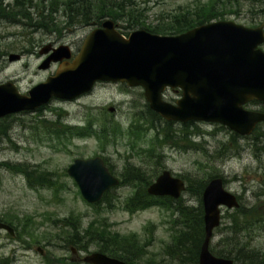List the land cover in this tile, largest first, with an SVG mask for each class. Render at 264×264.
<instances>
[{"label": "rangeland", "instance_id": "rangeland-1", "mask_svg": "<svg viewBox=\"0 0 264 264\" xmlns=\"http://www.w3.org/2000/svg\"><path fill=\"white\" fill-rule=\"evenodd\" d=\"M33 1L29 11L34 21L17 25L0 20V84L13 82L21 93L45 82L57 70V64L39 70L44 60L38 54L42 47L50 43L68 45L77 53L96 27L69 17L70 9L66 11L62 0L57 5H52L54 0ZM108 1L110 4L111 0ZM113 1H123L134 10L133 20L124 12L118 22L121 31L137 23L129 30L132 33L144 29L143 26L170 23L186 11L195 13L209 0ZM214 1L216 17L210 22L230 21L250 28L264 23V0ZM9 5L13 10L12 0L3 2V7ZM38 14H44L58 31L34 26L37 18L43 16ZM261 48L264 50V45ZM10 54H20L22 59L10 62ZM179 98L176 90L165 94V100L173 104ZM147 106L140 87L98 83L92 92L74 100L53 98L39 110L0 120V126L5 125L9 134L7 138L0 137V164H10V168L0 165V221L11 220L13 225L7 224L15 230L13 237L6 232L0 234V264H84L77 256L83 258L100 251V241H92L85 233L92 221L98 229L122 236L138 235L146 251L142 264H148L152 258L178 264L173 262L172 254H180L182 249L175 248L173 235L182 227L176 223L183 220L182 214L165 207L131 214L126 202L143 187L139 181H126L130 178L126 169L133 168L140 169L148 181L168 169L196 189L214 177H223L226 189L240 196L243 212H223L222 224L214 232L210 249L217 255L229 254L237 264H264V153L257 150V145L264 147V123L244 139L211 123L188 127L170 122L173 124L166 130L169 125L165 120L152 123ZM110 107L115 111L110 112ZM246 108L260 110L255 103ZM89 122L100 129L107 122L118 124L121 129L117 135L109 134L108 141L103 143L96 137L73 136L65 128ZM135 126L142 128L132 130ZM55 130L64 131L65 135L58 137ZM167 134L172 136L170 142H162ZM96 156L103 157L112 173L125 183L111 189L107 201L91 205L83 199L67 170L76 159ZM15 167L34 171L35 179L49 172L52 185L32 186ZM181 198L180 205L185 208L200 207L194 193L185 192ZM240 214L248 218L249 221L242 222L250 227L233 228L234 219ZM71 216L75 219L67 221ZM39 249L43 250L42 255Z\"/></svg>", "mask_w": 264, "mask_h": 264}, {"label": "water", "instance_id": "water-1", "mask_svg": "<svg viewBox=\"0 0 264 264\" xmlns=\"http://www.w3.org/2000/svg\"><path fill=\"white\" fill-rule=\"evenodd\" d=\"M263 44L264 23L250 28L230 21L213 22L177 36L141 29L125 37L114 21L107 20L87 36L75 56L68 46H44L39 54L48 57L39 70L60 65L53 76L28 94L20 93L12 82L1 84L0 119L34 112L53 98L74 100L92 92L97 83H120L143 88L150 109L167 122L217 123L241 136H250L264 122L263 112L244 108L253 101L264 103ZM20 58L12 54L9 61ZM168 90L182 92L175 104L165 100ZM67 173L90 204L100 202L120 183L101 157L76 159ZM185 190L184 180L165 170L147 191L151 196L177 200ZM203 206L205 238L199 264H235L232 259L216 257L210 243L221 224V208H240L237 197L224 188L221 178H216L204 190ZM2 229L15 235L12 227L0 222ZM83 261L127 264L99 252L87 255Z\"/></svg>", "mask_w": 264, "mask_h": 264}, {"label": "trees", "instance_id": "trees-1", "mask_svg": "<svg viewBox=\"0 0 264 264\" xmlns=\"http://www.w3.org/2000/svg\"><path fill=\"white\" fill-rule=\"evenodd\" d=\"M4 1L5 0H0V20L1 19L9 20L17 25L19 24L26 25L25 24L26 22L35 20L32 17L33 14L30 13L29 11V9L33 7V2H34L33 0H12L14 3L13 10H11L10 5L3 7ZM58 1L59 0L52 1V5H57ZM62 2L64 5L63 7L66 9V11L70 9L71 14H69V17L79 18V20L82 23L85 22L89 24L93 21H97L99 22V24H101L102 21L106 18H110L114 20L116 23H118L124 17L123 15L124 12H127L126 16L129 17L131 20L134 19V15H133L134 10H131L132 8L127 6V4L123 3V1L117 2L111 0L110 4L108 0H62ZM129 3L132 2L129 1ZM125 5L127 10H124ZM130 6L132 5L130 4ZM81 9H84L85 12L82 13L79 12V10ZM215 9H216L215 1L209 0L205 5L198 8V10H196L195 13L186 11V13L184 14H178L175 16V18H173L172 22L166 23L165 25L160 24V25H147V26L141 25V26H143L145 30L153 34H158L162 36H177L197 26L209 23L210 20H213L212 19L213 17H216V15L214 14ZM91 10L92 13L91 15H89V12ZM38 16L40 17L37 18V24H35L34 26L40 27L48 32L58 31L56 27H53L52 23L47 20V17L44 14H38ZM50 17H53V15L51 14ZM136 24L137 23H133L123 27L125 31H121V33L128 36L130 34L129 30L132 29V27H134V25ZM253 103L261 105L262 111H264V103H260V102H253ZM148 112L152 117L151 121L153 124H155L157 121L162 120V118L158 114L153 112L149 107H148ZM164 123L169 125V127L166 128V130H169L170 126L173 124L165 121ZM115 125L116 126H114V124L110 125L109 122H107L100 129V128H96L92 122H89L85 126L67 125L65 128H67L68 133H70L73 136H77L80 138L96 137L99 140V142L104 143L105 141H108L109 134L113 133V135H117L120 132L121 129L120 126L118 124ZM141 128H142L141 126L131 127L132 130H137V131H139ZM110 130L112 131L110 132ZM55 134L56 136L60 137L61 135H65V132L55 130ZM8 136L9 134L7 127L5 125L0 126V137L7 138ZM171 138L172 136L170 134H167L164 140H162V142L165 143L170 142ZM159 142L161 141L159 140ZM257 150L264 153V147H259L257 145ZM153 152L155 151H152L151 153ZM0 165L6 168H10V164L8 163H4ZM15 169L19 173L25 175L29 184L32 186L35 184H43V183H49L52 185L50 178H48V177H52V174L49 172L41 174L38 177V179H35L34 171H30L28 168L22 169L19 167H15ZM126 171H127V176L130 177L126 181H130V180H135L136 182L139 181V183L143 186L127 200L126 209L131 214H134L138 211H144L146 209L158 206V207H165L171 210L174 209L181 212L183 220L181 222L177 220L176 223L177 225L181 224L182 227L178 228L176 234L173 235L174 246L175 248H178V250L182 249V251H185L184 249H187L188 251H190V253L186 255L185 253H180L179 254L180 259L182 258L187 260L188 264H189V260H190V264H193L192 262L195 259L194 264H198L199 253L205 238L202 195L208 182L206 184L200 185L201 187L198 189H196L190 183L188 184V189H187L188 192L194 193L195 197L198 198L200 207L197 209L185 208L183 205H180V203H182V198H180L179 200H172L171 198L152 197L147 193V187L154 182V180L159 176V174L154 180L148 181L146 180L147 179L146 176L140 171V169L133 168L132 170L126 169ZM124 183L125 182L123 181L121 182V184ZM108 194L109 192H107L104 195L101 203L107 201ZM237 212H243V209L240 208L237 210ZM73 219H75V217L71 216L66 220L71 221ZM244 219L249 221L245 215H241V214L238 215V217L234 219L235 224L233 225V228L246 229L250 227V225H246L245 222H242ZM4 222L13 225L11 220H6ZM85 233L87 234V237L91 238L92 241L95 242L100 241V252L124 260L128 264H142L141 261L146 256L145 247L140 243V239L136 234H132L130 236H122L119 233L111 232L105 228L98 229L95 228L94 221H92L88 225V228H86ZM177 254L178 252L173 256L176 257ZM218 256L230 258L229 254H224V253ZM148 264H168V263L167 261L158 262L156 259L152 258L148 262Z\"/></svg>", "mask_w": 264, "mask_h": 264}, {"label": "flooded vegetation", "instance_id": "flooded-vegetation-1", "mask_svg": "<svg viewBox=\"0 0 264 264\" xmlns=\"http://www.w3.org/2000/svg\"><path fill=\"white\" fill-rule=\"evenodd\" d=\"M91 24H93L94 26H97L98 28H101L102 27V24H99V22H97V21H93V22H91ZM52 45H54L53 43H51ZM56 46V45H55ZM251 105V103L250 104H248V106H250ZM257 106H259L260 107V109L262 108V106L261 105H259V104H256ZM195 123H199V124H197V125H205V124H208V125H210V123H200V122H195V121H190L189 123H187V126L188 127H191V126H193V125H195ZM223 181H224V185L226 186L227 185V183H226V180L225 179H223ZM188 187V186H187ZM188 191V190H187ZM237 197H238V199H239V201L241 200V198H240V196L239 195H237ZM225 211V209L224 210H222V212H224ZM170 253V252H169ZM182 253H185V255L186 254H189L190 253V251H182ZM173 255H175V254H172V257H174L173 258V262H177L178 264H188V261L187 260H185V259H180L179 258V254H177L176 255V257L175 256H173ZM77 260H80V261H82L83 262V258L81 257V256H77V258H76ZM187 261V262H186ZM199 261V260H198ZM194 262H195V259L193 260V264H194ZM189 264H190V260H189Z\"/></svg>", "mask_w": 264, "mask_h": 264}, {"label": "bare ground", "instance_id": "bare-ground-1", "mask_svg": "<svg viewBox=\"0 0 264 264\" xmlns=\"http://www.w3.org/2000/svg\"><path fill=\"white\" fill-rule=\"evenodd\" d=\"M217 153V152H216Z\"/></svg>", "mask_w": 264, "mask_h": 264}]
</instances>
